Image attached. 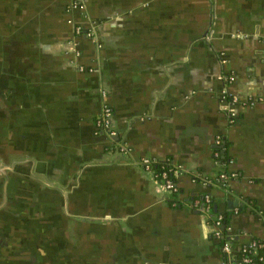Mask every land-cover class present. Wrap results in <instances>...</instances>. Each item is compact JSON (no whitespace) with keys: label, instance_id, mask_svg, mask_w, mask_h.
<instances>
[{"label":"crops","instance_id":"obj_1","mask_svg":"<svg viewBox=\"0 0 264 264\" xmlns=\"http://www.w3.org/2000/svg\"><path fill=\"white\" fill-rule=\"evenodd\" d=\"M72 1L0 0V264H223L206 194L264 242V0Z\"/></svg>","mask_w":264,"mask_h":264},{"label":"built area","instance_id":"obj_2","mask_svg":"<svg viewBox=\"0 0 264 264\" xmlns=\"http://www.w3.org/2000/svg\"><path fill=\"white\" fill-rule=\"evenodd\" d=\"M71 4L72 8H77L80 6L78 0H73ZM79 33L82 32L81 27H77ZM92 35L91 32L88 33ZM227 80L230 83H233L235 77L233 75L227 76ZM106 92H104V96ZM225 97L228 98V109L230 111L231 122L235 120L236 113L233 110L234 105L240 102L239 96L236 94H229L227 89L224 90ZM254 104V102H250ZM96 133L104 134L111 139L112 143L115 145L118 141L116 138L119 136L118 132L113 125V110L108 105L105 104L100 116L95 121ZM216 149H215V158L220 161V156L223 150V138L217 136L216 138ZM117 148L120 152H129L130 149L126 143L117 144ZM141 164L146 171L151 173L157 183H160L167 191L176 194L179 191L176 176L179 174V170L172 163H163L159 166V169L156 168L158 162L150 157H143L141 159ZM229 163H232L233 160H229ZM225 163V162H223ZM222 164V163H221ZM224 165V164H223ZM227 165V164H226ZM237 174L230 173L227 170L221 172L218 178V182L226 187L231 177H235ZM204 202H201L199 199H196L193 203L194 207L202 213L209 215V224L211 226L212 237L222 238L223 230L227 229L228 232L231 230V227L228 226L224 220V215L221 213L213 214V202L211 196L206 194L204 197ZM175 204V203H174ZM221 249L225 254V259L223 264H264V242L259 239H254L249 243L244 244L238 253L235 252L232 237L229 236V239H226L221 244ZM240 255V256H239Z\"/></svg>","mask_w":264,"mask_h":264},{"label":"trees","instance_id":"obj_3","mask_svg":"<svg viewBox=\"0 0 264 264\" xmlns=\"http://www.w3.org/2000/svg\"><path fill=\"white\" fill-rule=\"evenodd\" d=\"M109 140H111L110 138H109ZM112 142V141H111ZM113 143H111V145H110V147H113ZM220 161H223V158H222V153H221V156H220ZM163 163H165V164H169L170 162H168V161H165V162H158V165H156V168L157 169H159V166L161 165V164H163ZM174 165V164H173ZM176 195H178L177 193H176ZM177 197V196H176ZM176 197L174 198V199H176ZM196 199H199L201 202H204V198L203 197H197V198H195L194 200H193V202L196 200ZM212 199V198H211ZM176 201V200H175ZM174 201V202H175ZM212 202H213V199H212ZM173 203V202H172ZM215 207H214V204H213V211H212V213L213 214H215V209H214ZM223 221H225V223L227 224V220H226V216L224 215V220ZM228 225V224H227ZM229 232H228V230L227 229H224L223 230V235H222V238H215L214 236H213V238H215V239H217V240H219L220 241V243L222 244V242L224 241V240H226V239H229ZM240 256V255H239Z\"/></svg>","mask_w":264,"mask_h":264},{"label":"water","instance_id":"obj_4","mask_svg":"<svg viewBox=\"0 0 264 264\" xmlns=\"http://www.w3.org/2000/svg\"><path fill=\"white\" fill-rule=\"evenodd\" d=\"M116 139L119 140V137H117Z\"/></svg>","mask_w":264,"mask_h":264}]
</instances>
